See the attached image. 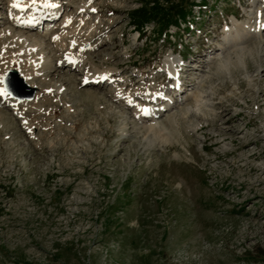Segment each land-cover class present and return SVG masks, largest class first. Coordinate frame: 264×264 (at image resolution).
<instances>
[{
	"label": "rangeland",
	"instance_id": "374dc122",
	"mask_svg": "<svg viewBox=\"0 0 264 264\" xmlns=\"http://www.w3.org/2000/svg\"><path fill=\"white\" fill-rule=\"evenodd\" d=\"M53 1L27 32L26 14L0 0V264H264V131L232 155L229 140L213 146L196 130L230 99L226 122L244 112L264 127V96L257 105L245 90L264 49V0H208L171 41L154 38L155 23L136 39L128 12L146 0ZM184 52L189 75L174 67ZM10 69L33 99L12 94L29 90ZM96 69L110 72L104 83ZM225 126L241 137L257 127Z\"/></svg>",
	"mask_w": 264,
	"mask_h": 264
},
{
	"label": "bare ground",
	"instance_id": "6f19581e",
	"mask_svg": "<svg viewBox=\"0 0 264 264\" xmlns=\"http://www.w3.org/2000/svg\"><path fill=\"white\" fill-rule=\"evenodd\" d=\"M27 2H28V0H25L24 2H19L17 0H14V3H18L20 5L19 7H17V10H18L17 13L22 14V16L26 14L25 20L23 21V23H21L19 25L22 28L27 29V32H28V31L32 30L33 26H36L39 23L43 22L42 20L49 16V14H50L49 12L51 11V6H46V5H54L55 2L53 0H35V2H33V0H31V3L34 4V6H31V9L28 10V12H26V9L24 7L27 6ZM29 3H30V1H29ZM66 24H68V21H66L63 24V26H65ZM261 25H264V20L261 23ZM263 29H264V27H263ZM48 31H50V30H48ZM10 33L15 35L14 31H12ZM47 34H48V32H45V35H47ZM62 35H67V33L63 32V34H58L57 40H60V45H61V47L64 48L67 45V41L64 38H61ZM97 35H98V33L92 31V32L88 33V37H86V38L87 39L90 38L91 41L93 42L97 38L96 37ZM19 37H23L25 39V41L27 39H29V41H27V43H28L27 46H29L30 51L33 52V51H38L39 49H43V48H41V42H43L42 38H40V37L38 38L36 36L32 37L31 35H25L24 32L19 34ZM19 39H21V38H19ZM30 41H31V43H30ZM70 44L72 45L73 43L71 42ZM210 46H212V45H209V47ZM260 54H261V55H259L260 58L258 59L259 61L253 60L254 64L253 65L250 64L247 67L249 70L253 71L254 74H253V77L251 78V81L249 82L250 84H248V86L245 89L246 91H250L253 94H255V95H253V97L250 98L249 101L251 103H255L257 105L262 104V99L264 96V49H263V53H260ZM43 57H45V56H43ZM205 63H206L205 61H203V62H202V60L199 61V63H198L199 68ZM195 64H197V63H195ZM76 65H77V63H76ZM175 65H176V68H179L180 71L184 70V72L187 73V75L192 74V72L194 71V68L192 67L194 65L193 63H189V64H186L184 66H183V63H181V64L176 63ZM60 69H61V62L59 61V59H57L55 64L53 65V67L50 70L48 69V74H51V73L55 74L56 72H60ZM96 70H97L96 71L97 73L94 75H91V78L98 79L99 81H96L94 83H99V82L104 83L103 79H105L104 78L105 74L110 73V72H103V71L98 70V69H96ZM219 73L221 74L222 72L219 71ZM48 74H44V75L46 76ZM110 76L111 77L108 79V81H110V79H113V80L117 79L115 76H113L111 74H110ZM178 76H179V74H177V77ZM71 80H73V79H71ZM178 83H177V87L175 86L176 87L175 90H179L182 87V86H180L179 81H178ZM253 85H256L257 89L254 88ZM242 87H243V85H242ZM155 99L158 101V103H164V101H166V99L163 97V95H161V96L157 95L155 97ZM150 100H152V98ZM146 102L147 103L148 102L153 103L152 101H149V100H146ZM142 103H144V101ZM224 104H225L226 108H224ZM215 105L218 106V108H222V110L220 109L219 112L215 113V116L209 118V121L207 124L200 125L196 129L197 131H201V130L205 131L204 134H205L206 138L208 140L209 139L214 140V142L212 143L213 146L229 140V142H231L234 147L232 150L228 151V153L234 155V154L241 152L243 150H247L250 147L249 145L251 142L258 143L261 141L260 133L264 131V127L257 126V122L255 121V119L252 116L250 117L248 114H246L244 112L243 113L242 112L236 113V115L234 117H231L229 120H227V122L230 121L231 119L234 120V119L241 117L245 121V127L248 128L250 126H257L255 129V133H247V134H245V136L241 137V136H238V134L240 133V128H229V127L225 126L227 122L224 120V114L223 113H224V111L229 110L231 105H239L236 101H234L233 99H230L229 103H227V102L225 103L224 100H216ZM149 116H150L149 113H147V114H143V116L141 118H149ZM210 127L216 128L217 131L215 133L208 132L207 129ZM149 129L157 131L158 127L151 126ZM260 154L261 153L259 151L250 152L247 154V159L255 158V157L259 156ZM238 159H240V158H238ZM242 159H244V158L242 157Z\"/></svg>",
	"mask_w": 264,
	"mask_h": 264
},
{
	"label": "trees",
	"instance_id": "16d2710c",
	"mask_svg": "<svg viewBox=\"0 0 264 264\" xmlns=\"http://www.w3.org/2000/svg\"><path fill=\"white\" fill-rule=\"evenodd\" d=\"M208 0H146L142 2L141 7L132 9L128 12L129 22L140 32L141 36L147 34L144 26L147 23H155L154 38L171 41L172 34L169 32L172 26L179 31L184 29L182 23L188 24L189 17L194 8H203L207 6ZM229 11L227 10V15ZM185 31H188V27ZM181 38V37H180ZM187 55V52H184ZM264 256V249L261 250ZM24 264V263H21Z\"/></svg>",
	"mask_w": 264,
	"mask_h": 264
},
{
	"label": "water",
	"instance_id": "95a60500",
	"mask_svg": "<svg viewBox=\"0 0 264 264\" xmlns=\"http://www.w3.org/2000/svg\"><path fill=\"white\" fill-rule=\"evenodd\" d=\"M7 74L14 75V76L18 77V80L21 82V84L29 90L28 94H25V93H22V92H20V94H19V92L17 90H12L11 89L12 94L16 98H18L19 100H25V99L31 100V99L34 98V95H35V92H36V88L30 87L27 83H25V79L23 77L19 76V72L17 70L10 69Z\"/></svg>",
	"mask_w": 264,
	"mask_h": 264
},
{
	"label": "snow or ice",
	"instance_id": "6c2138e0",
	"mask_svg": "<svg viewBox=\"0 0 264 264\" xmlns=\"http://www.w3.org/2000/svg\"><path fill=\"white\" fill-rule=\"evenodd\" d=\"M33 2H35V0H33ZM20 5L18 3H14L13 7H19ZM46 6H52V5H46ZM262 27H264V25H261ZM0 95H8V93L6 91L0 90Z\"/></svg>",
	"mask_w": 264,
	"mask_h": 264
}]
</instances>
